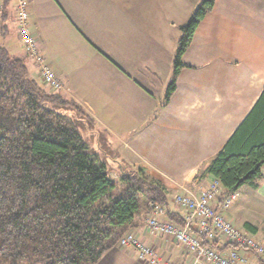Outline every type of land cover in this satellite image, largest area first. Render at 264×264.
I'll return each mask as SVG.
<instances>
[{"label": "crops", "instance_id": "crops-1", "mask_svg": "<svg viewBox=\"0 0 264 264\" xmlns=\"http://www.w3.org/2000/svg\"><path fill=\"white\" fill-rule=\"evenodd\" d=\"M200 2L27 0L30 29L43 61L67 88L62 94L67 99L75 98L73 90L79 94L83 103L78 97L76 103L96 129L112 133V125L131 134L123 141L130 156L120 157L118 168L121 162L163 183L167 221L169 214L185 215L175 203L181 186L199 193L215 180L205 173L208 166L264 92V0H216L183 56L187 67L165 104L180 29ZM16 5V0H1L0 47L25 58L31 77L43 85L39 66L20 39ZM100 132L90 139L102 154L101 146L110 151L112 145ZM237 193L226 217L238 228L264 236V167L262 178ZM146 220L138 218L130 233L163 260L188 264L187 251L172 239L152 235ZM247 223L257 233L245 228ZM247 255V264H261L257 256ZM98 264L142 263L132 249L117 246Z\"/></svg>", "mask_w": 264, "mask_h": 264}, {"label": "trees", "instance_id": "trees-1", "mask_svg": "<svg viewBox=\"0 0 264 264\" xmlns=\"http://www.w3.org/2000/svg\"><path fill=\"white\" fill-rule=\"evenodd\" d=\"M215 5L201 0L181 27L165 104ZM76 104L32 78L25 58L0 47V264H98L153 205L168 207L166 187L144 170L120 162V181L111 177L79 131L86 121L78 112L92 119ZM263 167L264 92L205 173L226 196L262 178ZM171 215L169 221L184 225L185 215ZM245 228L257 233L251 224Z\"/></svg>", "mask_w": 264, "mask_h": 264}, {"label": "built area", "instance_id": "built-area-1", "mask_svg": "<svg viewBox=\"0 0 264 264\" xmlns=\"http://www.w3.org/2000/svg\"><path fill=\"white\" fill-rule=\"evenodd\" d=\"M16 2L19 35L25 51L39 66L45 85L53 91L65 90L38 50L37 36L29 26L27 0ZM223 194L224 188L216 179L206 188L200 189L199 193L181 186V193L175 197V203L185 212L184 225L163 219L164 208L153 205L152 213L146 220L149 232L160 238L172 239L183 247L191 257L188 264H247V254L264 261V241L238 228L225 215L238 201V193ZM220 242L224 243V247L231 246V249L222 251L223 248H215L214 244ZM119 247L132 249L142 264H176L163 260L156 251L130 232L120 240Z\"/></svg>", "mask_w": 264, "mask_h": 264}, {"label": "rangeland", "instance_id": "rangeland-1", "mask_svg": "<svg viewBox=\"0 0 264 264\" xmlns=\"http://www.w3.org/2000/svg\"><path fill=\"white\" fill-rule=\"evenodd\" d=\"M43 85L46 86L44 83H43ZM46 87H48V86H46ZM64 88H65V86H64ZM59 92L66 93L67 88H65V90H61ZM72 94L75 96V98L69 97L71 100L76 102V97H78L80 100V103H83L81 101V97L79 96V94H77L74 90H73ZM77 106H79V105H77ZM78 113H79V116L82 117L84 119V121H86L82 128L79 127V131L81 132L82 136L84 137L88 147L91 150H94L97 152L98 158L101 160V162L105 163L107 168L111 171V177L116 181H120L118 162L119 161L122 162V160H120V157L122 159V158H124L125 154H127V151L124 149V142L123 141L128 140L129 137L131 136V134H125V133L121 132L120 128H117L116 126H112L111 124H110L111 128L114 129V132H112V133L108 132L102 128L96 129V125H95L94 121H90L86 116H82L80 112H78ZM71 115H76V114H71ZM104 120L107 121L106 119H104ZM98 130L101 131L99 134H101L103 138L105 137L112 145V150L108 151L109 156L106 159H103V153L101 154V152H99V150L95 148V147H97V144L95 143V146H94V143L90 139V137L92 135H95V134L98 135V133H97ZM97 135H95V136H97ZM127 155L130 156V153ZM259 239L261 241H264V236H262V237L260 236Z\"/></svg>", "mask_w": 264, "mask_h": 264}]
</instances>
